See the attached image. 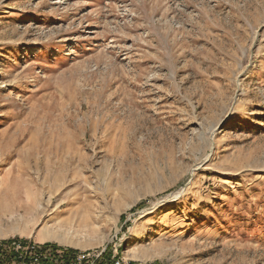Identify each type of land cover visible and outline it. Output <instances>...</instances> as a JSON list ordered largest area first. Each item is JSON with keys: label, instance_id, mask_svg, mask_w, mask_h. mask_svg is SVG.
<instances>
[{"label": "rangeland", "instance_id": "374dc122", "mask_svg": "<svg viewBox=\"0 0 264 264\" xmlns=\"http://www.w3.org/2000/svg\"><path fill=\"white\" fill-rule=\"evenodd\" d=\"M12 239L264 264V0H0Z\"/></svg>", "mask_w": 264, "mask_h": 264}, {"label": "built area", "instance_id": "2783aa9c", "mask_svg": "<svg viewBox=\"0 0 264 264\" xmlns=\"http://www.w3.org/2000/svg\"><path fill=\"white\" fill-rule=\"evenodd\" d=\"M103 251L67 253L62 249L52 251V246L24 243L18 239L0 241V264H131L114 254L110 260L101 258Z\"/></svg>", "mask_w": 264, "mask_h": 264}, {"label": "trees", "instance_id": "16d2710c", "mask_svg": "<svg viewBox=\"0 0 264 264\" xmlns=\"http://www.w3.org/2000/svg\"><path fill=\"white\" fill-rule=\"evenodd\" d=\"M52 251H56V248L52 246Z\"/></svg>", "mask_w": 264, "mask_h": 264}]
</instances>
